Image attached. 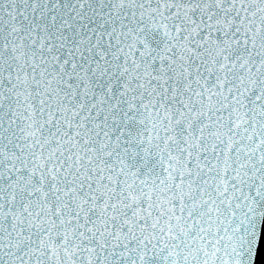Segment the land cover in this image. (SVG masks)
Here are the masks:
<instances>
[{"label":"snow or ice","instance_id":"1","mask_svg":"<svg viewBox=\"0 0 264 264\" xmlns=\"http://www.w3.org/2000/svg\"><path fill=\"white\" fill-rule=\"evenodd\" d=\"M262 223L264 0H0V264H255Z\"/></svg>","mask_w":264,"mask_h":264},{"label":"water","instance_id":"2","mask_svg":"<svg viewBox=\"0 0 264 264\" xmlns=\"http://www.w3.org/2000/svg\"><path fill=\"white\" fill-rule=\"evenodd\" d=\"M136 163H139V161H136ZM154 164L155 161L150 160L146 167L141 168V172L143 173L146 171L147 167H152ZM255 264H264V223H262L260 227V240L256 248Z\"/></svg>","mask_w":264,"mask_h":264}]
</instances>
